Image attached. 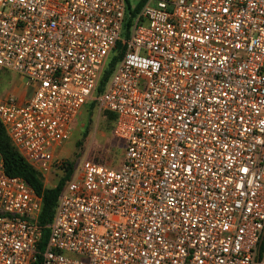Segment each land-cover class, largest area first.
<instances>
[{
  "label": "built area",
  "instance_id": "1",
  "mask_svg": "<svg viewBox=\"0 0 264 264\" xmlns=\"http://www.w3.org/2000/svg\"><path fill=\"white\" fill-rule=\"evenodd\" d=\"M128 4L0 0V70L29 91L0 94V122L23 158L45 182L93 100L124 143L119 167L74 164L42 250V197L0 156V264H264V0H145L122 38Z\"/></svg>",
  "mask_w": 264,
  "mask_h": 264
},
{
  "label": "rangeland",
  "instance_id": "2",
  "mask_svg": "<svg viewBox=\"0 0 264 264\" xmlns=\"http://www.w3.org/2000/svg\"><path fill=\"white\" fill-rule=\"evenodd\" d=\"M131 7L137 3L129 0ZM121 37L126 36L121 33ZM13 93L27 98L28 87L19 75L12 71L0 70V94ZM97 103L87 102L70 126L69 137L54 152L61 162L77 163L83 158L104 163L110 167H119L123 154L124 143L113 134L112 124L103 114ZM63 169L58 166L47 176L44 185L53 187L62 176Z\"/></svg>",
  "mask_w": 264,
  "mask_h": 264
},
{
  "label": "trees",
  "instance_id": "3",
  "mask_svg": "<svg viewBox=\"0 0 264 264\" xmlns=\"http://www.w3.org/2000/svg\"><path fill=\"white\" fill-rule=\"evenodd\" d=\"M145 0H139L134 7H131L130 4L126 6V13L123 23V33L125 36L129 33V28L132 22V19L139 11L140 7L144 3ZM122 48L121 42H118L116 50L120 51ZM117 56L114 55L110 59L97 87L95 92L96 95H99L110 75L111 69L114 66ZM92 103H96V101H91ZM109 122L112 124V128L114 126V121L116 115L114 112L105 110L103 113ZM0 156L3 162L4 171L9 176H19L22 177L32 188L33 190L42 197V206L41 211L39 213L37 224L41 228V237L38 242L39 250H42L47 242L48 234H49V225L52 222L55 207L57 204V200L59 197V193L67 179L70 178L74 164L73 162H64L62 166L63 174L58 179L57 183L53 187H46L44 185L43 177L41 173L36 170L32 165H30L23 156L18 152V150L12 144L8 134L5 131L2 123L0 122Z\"/></svg>",
  "mask_w": 264,
  "mask_h": 264
},
{
  "label": "crops",
  "instance_id": "4",
  "mask_svg": "<svg viewBox=\"0 0 264 264\" xmlns=\"http://www.w3.org/2000/svg\"><path fill=\"white\" fill-rule=\"evenodd\" d=\"M22 96V95H21Z\"/></svg>",
  "mask_w": 264,
  "mask_h": 264
}]
</instances>
